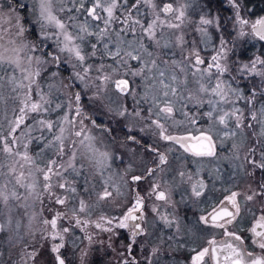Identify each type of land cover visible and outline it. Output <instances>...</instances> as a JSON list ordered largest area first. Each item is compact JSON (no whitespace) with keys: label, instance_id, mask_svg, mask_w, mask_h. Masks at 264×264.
Instances as JSON below:
<instances>
[{"label":"snow or ice","instance_id":"obj_1","mask_svg":"<svg viewBox=\"0 0 264 264\" xmlns=\"http://www.w3.org/2000/svg\"><path fill=\"white\" fill-rule=\"evenodd\" d=\"M226 2L238 36L250 28L264 41V17L250 21L246 0ZM186 8L156 0H0V235L10 246L23 243L22 264H70V248L79 264H88L93 248L111 256L107 264H180L176 254L209 229L222 238L212 234L191 247L187 264H264V58L230 68L223 37L210 63L196 49L185 53ZM212 24L220 27L217 18L201 17L196 29L206 43ZM173 48L183 59L165 51ZM232 71L259 77L260 87H233ZM85 99L116 120L122 139L86 113ZM178 103L193 106L182 121L175 119ZM205 104L208 111L197 115ZM204 117L208 127L193 134L190 126ZM179 125L183 134L170 131ZM142 133L168 146L147 143ZM229 140L222 156L218 148ZM176 146L196 158L195 170L173 168ZM125 157L123 171L115 170ZM205 160L229 161L234 171L225 178L220 167L206 170ZM142 181L149 182L144 195ZM218 181L223 195L210 211L194 222L181 215L179 205L197 207ZM107 204L124 210L107 215L100 211ZM244 215L250 227L230 230Z\"/></svg>","mask_w":264,"mask_h":264},{"label":"rangeland","instance_id":"obj_2","mask_svg":"<svg viewBox=\"0 0 264 264\" xmlns=\"http://www.w3.org/2000/svg\"><path fill=\"white\" fill-rule=\"evenodd\" d=\"M157 4H162L165 2H173L174 6H179L181 4H186L187 8H186V22L182 28L183 34H184V39H185V45H184V52L187 53L189 51H191L192 49H196L199 51L200 55L202 58L205 59L206 63H210L211 62V56L215 55V50L216 47L219 46V41L220 38L223 37L225 40L229 41L222 33V26H221V16L220 14H218L217 12L215 13H211V10L208 9L207 7H205V3L203 2V0H156ZM222 2L224 3L225 7H227L230 11L228 12V14L226 15L227 20L231 22V33H232V40L229 41V48L231 49V51L228 53L229 55V66L230 68L234 69V65L232 64V57L235 55H237L239 53V51L243 48H246V56L251 55L252 52H254L255 50L258 49L259 47V43L258 40L256 39V37H254L251 34V29L250 28H245V31L248 32L249 34L244 36V37H239L238 36V26L234 27L235 21L233 20V11L230 8V5L226 2V0H222ZM206 8V9H205ZM145 12H147V9L144 10ZM245 16L250 20V21H255L252 19L251 17V13L250 11H248ZM201 17H205L208 19H213V18H217V23L220 25V27H217L216 24H212V25H207L205 27H207L208 29V41L207 43L205 42V38L203 36H201V34L196 30L199 26H200V19ZM258 19V18H257ZM172 31V30H169ZM216 33L219 34V38H216ZM166 52H168L169 56H172L174 59L180 60L183 59V56L180 54L181 50L179 48H173L172 50H165ZM173 53H175V55H173ZM256 56H260V55H256ZM255 57V56H254ZM253 57V58H254ZM262 58H264L263 56H260ZM252 59V58H250ZM243 60L244 62H247L248 60ZM237 60H241V59H237ZM203 67V66H201ZM231 75L237 76V80L235 82L232 83L233 87H237L242 89L243 91L247 92V90L243 87V85H241L239 83V76L235 71L231 72ZM223 79H230L229 74H225V76L223 77ZM243 79H247V80H256L258 81V83H260V78L259 77H248L247 75H245L243 77ZM189 80H191V76H189ZM136 84H137V91L139 92L140 90V81L137 78L136 80ZM189 87H194V85L189 84ZM76 91H79V89L77 88ZM86 102V104L88 106L89 102L87 99L84 100ZM124 103L130 107H134L136 105L133 104V100L131 97H126L124 98ZM141 106L143 108H147L148 105L144 104L143 102L141 103ZM242 106V105H240ZM90 113L94 115V119L97 121V123H102L105 125H108L107 122L111 121L112 122V127L118 129L119 131L122 130L121 126L119 124H117L115 119H112L110 115H105L103 112H100L98 110H94L92 106H90ZM86 110V109H85ZM208 111V106L207 104H205V106L203 108L197 109V115H199L200 113L206 112ZM183 112H189L192 113L193 112V106L189 105L187 108H183L182 105H180L179 103L177 104V109L175 112V119L177 121H182L184 120V116H183ZM11 115V113H9V116ZM56 114H53V117ZM0 119H2V116H0ZM108 120V121H107ZM105 122V123H104ZM87 123V121H86ZM210 121L207 120L206 117L204 118H200L198 120V124L195 126H190L191 131L193 134H195L196 132V128L200 127V128H207L209 125ZM89 127H92L91 125H89ZM94 133L99 134V130L98 129H93ZM123 131V130H122ZM170 131H173L174 133H180L183 134L186 129L183 125H179L175 128H170ZM247 131V130H246ZM116 135L119 137L120 132L116 131ZM144 137V140L147 143H152L153 141H157L156 137H153L151 134L149 133H142L140 134ZM232 141H226L225 145L223 148H218V152L222 155V156H226L229 154L230 152V145H231ZM157 145L163 150L164 148H166L168 145L163 142V141H157ZM36 145H30V148H35ZM124 150L120 149L119 152H117V155H123ZM143 159L146 160H151V156L148 154H145ZM196 158L191 157L189 154H186L183 152L182 149H179L178 146H176V150L169 153V161L170 163L173 165V168L177 167V166H184L187 167L190 170H195V168L197 167V165L195 163H191V161H194ZM6 162V161H5ZM139 162V159H138ZM128 163L127 158L125 157L124 161H120V160H116L113 168L117 171H123L125 165ZM204 164V168L207 169H214L216 167H220L223 170V176L225 178H227L229 172L234 171V169L232 168L231 164L229 161L226 160H221L218 164L217 163H209L207 160L203 161ZM142 169L140 168H134V172L135 174H139L140 171ZM203 174V173H202ZM167 178V177H166ZM79 179V178H78ZM80 182L82 183V180H80ZM224 181H218L216 182V190L213 192H209L207 193V200L201 202L197 207H193L191 208V210H189L187 207H185L184 205H179V210L181 215L183 216L185 214V212L187 213V220L189 222H194L196 215L201 214V210L205 209L210 211L212 205L218 200V198H220L223 194L221 193V191L219 190L221 187V184ZM148 186H149V182L148 181H143V184L141 185V189H142V195H144L146 193V191L148 190ZM79 187V185H78ZM98 187V186H97ZM21 191H23L21 189ZM174 198L175 199H179V195L174 194ZM147 203L149 205H151L152 203H158L155 201H147ZM124 210L123 206H113L110 204L107 205H101V209L100 211L106 213L107 215H119L122 211ZM149 211V215H151L150 213V208L148 209ZM45 215H47V213H45ZM251 219L250 216L248 215H244L243 219L238 220V222L234 223L233 226H230V230H244L247 229L250 224H249V220ZM123 232H126L125 230H121V235L123 236ZM246 231H242L241 234L246 236ZM78 235L80 234L79 232L77 233ZM215 234L216 237L221 236L220 234V230H214V229H209L208 230V234L205 236H201V238L199 239V241L193 245L189 246V250L188 251H181L179 253H177V258L180 261V264H187L188 259L190 258V256L192 255L190 248L191 247H196V248H200L202 246H204L205 244V240L208 238V236ZM26 239L31 240L30 237H26ZM39 245H42L43 250H47V242H43L39 240V234L37 233V237H36V241ZM24 245L23 243L18 244L16 246H10L7 238L0 235V253H3L2 256H0V264H22L21 261V253H20V249L23 248ZM81 247H83V245H81ZM79 251L77 249H71L69 251V261L70 264H79ZM111 259V256H106L104 254V250L101 248L99 251L96 250V248L92 249L91 255L88 258V264H107V262Z\"/></svg>","mask_w":264,"mask_h":264},{"label":"trees","instance_id":"obj_3","mask_svg":"<svg viewBox=\"0 0 264 264\" xmlns=\"http://www.w3.org/2000/svg\"><path fill=\"white\" fill-rule=\"evenodd\" d=\"M203 2L205 3L204 6L211 10V13L217 12L218 14H220L222 33L229 41H231L232 40V33L230 30L231 29V22L228 21L226 18L227 17L226 15L228 14V12L230 10L227 7H225L222 0H203ZM246 2H247V8H248L247 12L250 11L251 17L253 20L264 16V0H246ZM246 13H244V15ZM216 38L217 39L219 38L218 33H216ZM258 43H259L258 49L255 50L254 52H252L251 55L246 56V53H245L247 51L246 48L241 49L236 56L234 55L232 57V64H233V61L237 60L238 58L241 60H247V59L253 58L256 55H260V56L264 57V41L258 40ZM64 75L66 76L67 72H65ZM239 83L241 85H243V87L246 90H248L249 88H252V87H260V83H258V81L254 80V79L247 80V79L239 78ZM83 106H84V109H86L85 110L86 113L94 119V115L90 113L91 108H90V106H88L86 104L85 101H83ZM107 124L112 125V122L108 121ZM116 130H117V132H120L119 138L122 139L124 136V131H122V130L119 131L118 129H116ZM142 184H143V181L139 185L140 188H141ZM142 192L143 191H141V193ZM126 235H127V232H123V236H126Z\"/></svg>","mask_w":264,"mask_h":264},{"label":"flooded vegetation","instance_id":"obj_4","mask_svg":"<svg viewBox=\"0 0 264 264\" xmlns=\"http://www.w3.org/2000/svg\"><path fill=\"white\" fill-rule=\"evenodd\" d=\"M249 227H250V226H249ZM250 235H251V234L247 232L245 237H246V238H247V237H250ZM220 238H222V237H221V236H218V237H217V239H220Z\"/></svg>","mask_w":264,"mask_h":264},{"label":"water","instance_id":"obj_5","mask_svg":"<svg viewBox=\"0 0 264 264\" xmlns=\"http://www.w3.org/2000/svg\"><path fill=\"white\" fill-rule=\"evenodd\" d=\"M262 17H264V16H262ZM258 40H260L258 37H256ZM261 41V40H260Z\"/></svg>","mask_w":264,"mask_h":264}]
</instances>
